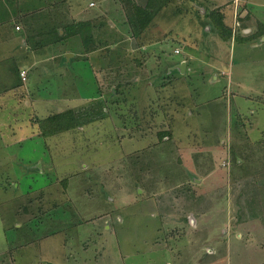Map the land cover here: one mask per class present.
<instances>
[{"label":"rangeland","instance_id":"rangeland-1","mask_svg":"<svg viewBox=\"0 0 264 264\" xmlns=\"http://www.w3.org/2000/svg\"><path fill=\"white\" fill-rule=\"evenodd\" d=\"M13 1L0 0V22L5 8L19 13L21 0ZM50 1L54 12L64 3ZM212 2L164 8L143 35L150 63L132 49L138 38L125 34L127 62L110 64L106 84L92 80L90 61H76L69 96H56L57 82L40 78L23 106L17 77L25 48L16 47L23 36L0 25V255L14 264H264V217L254 212L264 204V179L253 196L250 183L234 179L252 167L264 173V32L240 40L235 35L251 34L240 29L224 40L210 22ZM252 10L264 28V7ZM118 66L140 80H123L115 99L109 92L124 77L115 76ZM67 108L97 117L40 135L33 119ZM168 130L172 136L159 138Z\"/></svg>","mask_w":264,"mask_h":264},{"label":"crops","instance_id":"crops-1","mask_svg":"<svg viewBox=\"0 0 264 264\" xmlns=\"http://www.w3.org/2000/svg\"><path fill=\"white\" fill-rule=\"evenodd\" d=\"M5 2V5L13 7L14 2L9 3V0H3ZM37 2H31L30 5H28L27 0H21L19 1V13L13 14V11L10 8L4 9V16L3 20H1L0 25L7 27V29H12V24L14 26V30L21 33L22 39H19V41H22L23 43H18L16 47L19 49H24L25 51L23 62H21V66L18 68L19 77L18 81L21 83L22 89L26 91V95H22L21 93L17 94V99L19 97L20 100L24 101L21 104L22 106L30 100V92L31 95L33 94V91L30 88L31 83H34V81H37L38 79H43L45 77H49L52 80H55L58 84V92L56 96L59 94L62 96V99H65L66 96H69V92H66L65 86H74V81H76L77 76L73 72L74 68H72L70 65L73 62L76 61H90L89 68L91 71L92 80L97 84L98 86H102L103 84H106L108 78H109V71H111L110 67V59L112 60V54L115 52L120 56L123 55L125 49L123 50V46L126 45V38H125V28H124V20H123V14L122 8L119 7L118 4L114 2V7H106V3L104 1L108 0H88L87 6L86 3L82 0H64V3H60L59 5L55 4V12L52 10V13L55 15H52L48 19H41L43 16H38L40 20L43 22V26L45 28H48L50 24L54 26V33L55 36L60 37V35L63 34V26L67 24H71L74 21H81L85 23V27H83V32L86 31V29L92 27L95 31V34L93 33V37L95 36L94 42L97 44H100L95 47L93 50H86L82 44V40L80 38L79 34L75 35H69L67 39L65 40H58L54 38L55 36H51V44L47 45V47L42 48H32L31 41L28 39V32L25 29L22 16L24 13H29L30 11H34L37 9H46L48 5H52L53 3L50 0H36ZM58 1V0H57ZM57 1L55 3H57ZM141 5L146 2V0H137ZM215 6L212 8L218 7V6H225V4L228 5L230 9L225 8L226 12L229 11L231 13V16H233V19L231 21V25L233 26L234 35L236 34V31L238 32L240 29H243L245 34H252L256 32L260 27L259 24H263L262 20L259 19V17L254 15L253 7H264V2L260 0H243L239 6L238 9H242V13L239 14V17L235 18L236 15V6L235 3L231 0H228L227 3L224 2H216L214 0ZM210 8V9H212ZM233 13V14H232ZM109 17L112 18V20H109ZM10 18V25L6 26L4 25V21ZM155 24V23H154ZM240 24V25H238ZM237 25V26H236ZM253 25V26H252ZM51 26V28H52ZM19 27V29H17ZM6 29V30H7ZM251 31V32H250ZM80 33V32H79ZM108 35L113 39V42L111 46H109L106 42V40L109 39ZM235 37H240L235 35ZM76 39V41L74 40ZM145 37H143L142 41ZM243 38V37H240ZM148 39H150L148 37ZM55 41H58L54 43ZM145 41V40H144ZM143 41V42H144ZM10 42V40H6L5 43ZM133 44V45H132ZM149 44L146 43V45L140 46L138 43L135 44L131 43L132 49L140 50L142 51L146 47L148 48ZM23 46V47H22ZM60 48V49H56ZM178 53H181L179 51ZM67 58V59H66ZM185 61V60H184ZM118 64V61H117ZM95 65L100 66L102 69V74H98L94 72V70L98 67ZM99 67V68H100ZM177 67L179 69H182V71H186L187 69V63L182 62ZM172 70V67H170ZM168 70V72L172 73L173 70ZM22 70H26V80H22L20 76V72ZM72 71V73H71ZM169 74V73H168ZM171 75V74H169ZM101 78V81H99ZM132 81H138L140 80L137 77L131 78ZM126 81V78H122L120 81ZM119 81V80H118ZM117 81V82H118ZM28 82V84H27ZM154 83V82H152ZM151 83V84H152ZM63 85V87H62ZM164 85H166L164 83ZM163 85V86H164ZM167 86V85H166ZM14 87V86H13ZM62 87V88H61ZM12 88V87H11ZM165 88V87H164ZM166 90V88H165ZM103 96V93L100 97ZM18 99V101H19ZM83 127V126H82ZM256 160L260 161V159H251L250 162H257ZM241 162V161H240ZM254 167L249 169V172H246V174L249 175H242V172L240 171L238 177H233V174L231 173L230 168V177H233L235 179V182L240 185L243 181L250 183L249 191L250 194L253 196L254 190H257L258 182L263 181L264 179V173H258V171L254 172ZM182 181V180H181ZM236 183V185H237ZM264 185H262V188ZM246 197V196H245ZM239 204V203H238ZM253 207L255 206V202L251 203ZM250 206V203L248 204ZM254 212L261 214L264 217V204L260 205ZM263 209V212L261 211ZM185 222H180L179 227L186 226L184 225ZM173 226V225H172ZM197 226H199V223L197 222ZM177 228V225L174 226ZM198 228V227H196ZM251 233V231L249 230ZM240 238H243L242 234H238Z\"/></svg>","mask_w":264,"mask_h":264},{"label":"trees","instance_id":"trees-1","mask_svg":"<svg viewBox=\"0 0 264 264\" xmlns=\"http://www.w3.org/2000/svg\"><path fill=\"white\" fill-rule=\"evenodd\" d=\"M11 1L14 2L13 0ZM11 1L9 0V3ZM116 1H117L116 4H118L119 7H121L122 11L124 12L123 20L125 24L124 28H125L126 34H128L129 36H133L134 38H138V44L140 46H143L144 45V42L142 41L144 37L143 35L150 28V26H152L156 16L164 8H166L173 0H146V2L143 5L138 4L139 2H137L136 0H116ZM179 2H182L184 4L187 2V0H179ZM39 14L46 15V16H43V18L41 19H48L52 15H55V13L54 14L52 13V8H49V5H48L46 9H37L29 13H26L22 16L25 29L28 32V35H27L28 39L31 41L32 48H35V49L47 47V45H50L52 43L50 35L53 34L55 36V33H56V32L54 33L55 29H54V26H52V24H50L48 28H45V26H43L42 20H40L39 17L37 16ZM208 15L211 20L210 21L211 24L214 26V28L217 30V32L221 35V37L224 40H229L230 38L234 36L233 26L226 22L227 13H226L224 6H218V7L210 9ZM83 27H85V23L81 21H74L71 24L66 23V25L63 26V34L60 35V37L55 36L54 38L60 41L61 39L62 40L67 39V37L71 34L72 35L79 34L83 45H85L84 48L86 50H92V49L94 50L95 47L100 44H97L96 42H94V40L92 39L93 35L92 34L88 35L87 29L86 31L83 32L82 30ZM263 32H264V28L261 27L256 32L246 37H243V38L237 37V39H240V40H243L244 38H246L244 40H247L250 38L252 39L257 36H261ZM56 42L58 41H55L54 43ZM89 43H91V45H89ZM141 52L143 53V56H148V57L153 54V52L150 51L149 48L147 47L143 49ZM178 52L179 51L176 50V53ZM149 53H151V55H149ZM124 56L123 55L120 56V53L119 55L115 52L113 53L112 60L110 59V64L113 66V68L116 67L115 65H117V61H118V64L122 62L124 63V61L127 62V59L124 58ZM158 58L160 59V55L157 56V59ZM142 61L140 60L138 61V59L135 60L137 65L140 67L145 64V63L142 64ZM150 61L151 60L149 57V63ZM160 67H161L160 63L157 66L155 64L152 66V68H150L151 71L149 72L150 73L154 72L155 70H158ZM116 71H117V75L115 76H118V75L120 76L124 74V78H126L125 70H121V67L118 66ZM115 76H114V79L113 77L111 78L113 79V81L115 80ZM168 77H171V76H168ZM121 83H125V82L118 81L115 84L116 86L113 89H111V91L109 92V94L112 95L115 99L118 95L120 86H122ZM126 83H127L126 85H130L132 83V79H126ZM122 87H125V85ZM20 93L24 96L26 95V91H24V89ZM99 94L101 96L102 92L100 91ZM21 101L22 100L20 99L18 101L20 105L23 104L22 102H24V101L22 102ZM96 105L99 106L100 108V103H97ZM115 109H118V108H115ZM90 112L92 113H89V111H86L85 113H83L82 111H79L78 109L74 110L73 108H67L64 110H59V112H56V113L48 114L46 117H43V118L35 117L33 119V123L37 124L40 135L46 137L49 135H55V134H59L62 132L64 133L68 130L83 126L84 122H81L78 119L79 117H82V116L88 117V120H89L88 122H92L97 116H95L96 114H93L94 112L93 109ZM89 117H91V119ZM165 136H172V131L168 130L167 133H164V134L161 133V135L159 134V138L161 139H163ZM64 182L66 185V181ZM161 216L162 215L160 214V218ZM13 261H14L13 258H10L7 252L2 253L0 255V264H14Z\"/></svg>","mask_w":264,"mask_h":264},{"label":"built area","instance_id":"built-area-1","mask_svg":"<svg viewBox=\"0 0 264 264\" xmlns=\"http://www.w3.org/2000/svg\"><path fill=\"white\" fill-rule=\"evenodd\" d=\"M231 1L235 3V6H236V15H235V17H237V15H238V8H239L240 3H241L242 0H231ZM17 29H19V27H17ZM20 76H21V79L22 80H26V70H22L20 72Z\"/></svg>","mask_w":264,"mask_h":264}]
</instances>
